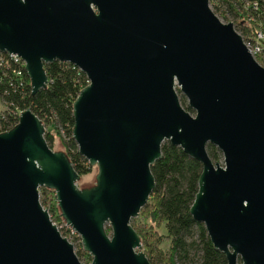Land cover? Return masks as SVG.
Returning a JSON list of instances; mask_svg holds the SVG:
<instances>
[{"label": "water", "instance_id": "water-1", "mask_svg": "<svg viewBox=\"0 0 264 264\" xmlns=\"http://www.w3.org/2000/svg\"><path fill=\"white\" fill-rule=\"evenodd\" d=\"M0 52L24 60L33 94L48 86V63L87 76L72 133L98 168L96 184L80 188L43 121L22 111L0 133V264H83L42 187L55 191L88 264H151L132 219L155 189L166 140L203 165L190 212L214 247L228 264H264V66L210 0H0Z\"/></svg>", "mask_w": 264, "mask_h": 264}, {"label": "trees", "instance_id": "trees-1", "mask_svg": "<svg viewBox=\"0 0 264 264\" xmlns=\"http://www.w3.org/2000/svg\"><path fill=\"white\" fill-rule=\"evenodd\" d=\"M244 1L255 0H214L217 12H229L235 19L236 30L245 39L248 36L253 38L260 24L264 23V0H256L259 2L258 9H243ZM247 15L254 17V20L243 22L241 17ZM0 54L6 59L5 63L0 64V100L7 106L4 112H0V133L16 126L20 113L31 108L45 125V137L49 145L53 148L55 135H60L76 170L81 175L90 173L93 167L79 153L72 133L75 123L73 104L80 91L88 85L87 76L71 63H48L45 66L48 86L33 94L31 80L23 67V61H15L7 53ZM17 71H21V74L18 75ZM178 92L180 93L179 89ZM180 100L187 110L194 113L181 93ZM49 127L55 132L47 130ZM207 150L214 162L223 161V154L215 145L209 143ZM151 169L156 186L140 215L151 209L150 226H155L153 233L157 234V239L149 241L148 231L143 232L139 228L140 217L132 219V225L141 237L144 252L151 264H228L226 255L214 247L205 225L196 221L190 212L199 190L202 163L190 157L181 147L166 140L162 145V157ZM40 200L54 222L56 219L62 220L54 190L42 187ZM142 224L146 226L148 223L143 221ZM161 227L165 228V235L160 232ZM62 233L68 234L65 230ZM163 236H167L170 242L167 250L161 247ZM77 255L81 261L91 257L87 251H80Z\"/></svg>", "mask_w": 264, "mask_h": 264}, {"label": "rangeland", "instance_id": "rangeland-1", "mask_svg": "<svg viewBox=\"0 0 264 264\" xmlns=\"http://www.w3.org/2000/svg\"><path fill=\"white\" fill-rule=\"evenodd\" d=\"M226 23H228V21H226ZM253 49V48H252ZM262 57L261 54H259L258 52L254 54V58L256 60H259L260 61V58ZM261 62V61H260ZM7 109V106L0 100V112H4L5 110ZM47 130H50L52 133H54L55 131L52 130L51 127L47 128ZM63 136V134H62ZM53 149L56 150V151H64L66 152V148L64 146V141H63V138L56 134L55 135V138H54V144H53ZM92 171L88 174H85V175H81V179L78 181V186L80 188H88V187H91V186H94L96 184V175H97V172H98V168L97 166H92ZM56 195V193H55ZM48 198H50V193H48ZM49 207V205H48ZM45 208V207H44ZM150 211L151 209H147L145 210V212H143V214L139 215L138 217H140L139 219V228L143 230V232L145 231H148V234H149V241H155L157 238V234H154L153 233V230L155 228V226H150L151 225V218H150ZM58 212V211H57ZM141 213V212H140ZM52 218V217H51ZM143 221H146L148 224L146 226H144L142 223ZM56 222L57 223H63L64 222V219L62 218V220H57L56 219ZM150 226V227H149ZM65 228V226H64ZM65 230H67V227L65 228ZM106 231L109 235H112V228L109 224L106 225ZM69 229L67 231V233H69ZM160 232L163 233L164 235L166 234V230L164 227H161L160 228ZM68 237L70 238V241L74 244V247H75V251L76 253H80V251H82V253L86 252L84 249H83V245L81 243V239L77 238L76 235H71L69 234ZM163 241L161 243V247L165 250H167L169 248V239L167 236H163ZM141 250L144 251V247L142 246ZM84 256H87V255H84ZM88 258V259H87ZM92 255L91 257H86V259H83V261H81L83 264H88L92 261Z\"/></svg>", "mask_w": 264, "mask_h": 264}, {"label": "built area", "instance_id": "built-area-1", "mask_svg": "<svg viewBox=\"0 0 264 264\" xmlns=\"http://www.w3.org/2000/svg\"><path fill=\"white\" fill-rule=\"evenodd\" d=\"M242 4H243V9H247L249 7H253L255 9H258L259 8V2L256 1V0L255 1H244V2H242ZM215 5L216 4H215L214 0H210V6H211L212 10L214 11V13L223 22L228 21V22L234 23L235 19H234V17L229 12H227L226 14H222V12H217L216 11V8H215ZM240 11H241V9H240ZM241 20H243V22H245L247 20L248 21H253L254 20V17H249V15L242 16L241 17ZM234 25H235V23H234ZM242 37H243V39L245 41V44L247 45L249 51L252 53L253 56L257 52L262 55V57L260 58V61L261 62L259 60H256V61L258 63H260L262 66H264V23H261L260 24V28L258 29L256 35L253 38H251V37L248 36V38L245 39L243 35H242ZM0 53H3V52H0ZM3 54H5V53H3ZM8 55L10 57H12L15 61H19V60L23 61V67L25 68V62H24V60L20 56L15 55V54H8ZM5 62H6L5 57L0 54V64H3ZM16 73L18 75H20L21 74V71H17ZM54 223L58 226V228L61 231V233H62V231L65 230L66 227H67V230H65V231H68V229H69L70 232L67 235H64L62 233L69 240H70V238L68 237L69 234H71V235L74 234V235L78 236V234L75 232V230L72 227L70 228L65 221L63 223H57V222H54ZM64 226H65V228H64Z\"/></svg>", "mask_w": 264, "mask_h": 264}]
</instances>
